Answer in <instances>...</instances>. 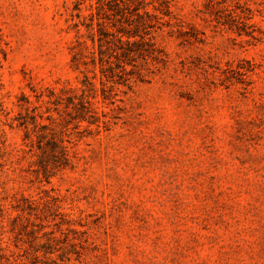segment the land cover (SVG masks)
Returning <instances> with one entry per match:
<instances>
[{
  "label": "rangeland",
  "instance_id": "rangeland-1",
  "mask_svg": "<svg viewBox=\"0 0 264 264\" xmlns=\"http://www.w3.org/2000/svg\"><path fill=\"white\" fill-rule=\"evenodd\" d=\"M89 2L0 0V264H264V0H170L127 85L72 62Z\"/></svg>",
  "mask_w": 264,
  "mask_h": 264
},
{
  "label": "trees",
  "instance_id": "trees-1",
  "mask_svg": "<svg viewBox=\"0 0 264 264\" xmlns=\"http://www.w3.org/2000/svg\"><path fill=\"white\" fill-rule=\"evenodd\" d=\"M81 2L77 1L75 9L79 12ZM88 13L76 14L83 20L74 26L79 32V24L83 26L90 45L86 40H76L77 49L72 55L73 64L86 65L89 61L83 59L82 49H87L90 63L99 65L101 79L104 78L112 84L127 85L133 76L139 77V66L148 64L150 61L161 60V50L153 40V35L165 26H171L175 16L171 10L170 0H90ZM229 20L233 21V15L228 13ZM84 86L91 84L85 80ZM73 91L68 88L62 90L66 94ZM84 93L85 89L82 88ZM103 91H106L103 89ZM53 99H49L54 105L63 104L72 119L87 121L98 128L100 120L88 105L75 93L61 97L60 94L51 91ZM44 127V126H42ZM50 143V156L52 162L66 164L68 154L64 146L55 141ZM46 152V150H45Z\"/></svg>",
  "mask_w": 264,
  "mask_h": 264
}]
</instances>
